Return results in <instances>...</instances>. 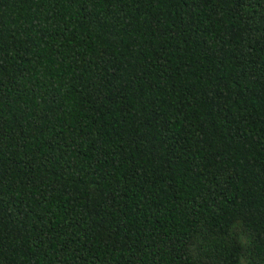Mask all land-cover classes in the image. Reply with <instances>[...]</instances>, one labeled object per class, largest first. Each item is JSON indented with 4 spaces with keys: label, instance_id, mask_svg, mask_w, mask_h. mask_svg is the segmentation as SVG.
Wrapping results in <instances>:
<instances>
[{
    "label": "trees",
    "instance_id": "obj_1",
    "mask_svg": "<svg viewBox=\"0 0 264 264\" xmlns=\"http://www.w3.org/2000/svg\"><path fill=\"white\" fill-rule=\"evenodd\" d=\"M0 264H264V0H0Z\"/></svg>",
    "mask_w": 264,
    "mask_h": 264
}]
</instances>
